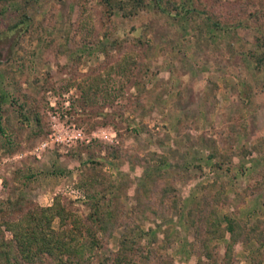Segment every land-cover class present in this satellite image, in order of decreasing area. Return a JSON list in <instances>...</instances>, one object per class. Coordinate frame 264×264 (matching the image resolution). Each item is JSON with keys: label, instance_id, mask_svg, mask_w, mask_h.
<instances>
[{"label": "rangeland", "instance_id": "obj_1", "mask_svg": "<svg viewBox=\"0 0 264 264\" xmlns=\"http://www.w3.org/2000/svg\"><path fill=\"white\" fill-rule=\"evenodd\" d=\"M257 57L264 0H0V264H264Z\"/></svg>", "mask_w": 264, "mask_h": 264}, {"label": "trees", "instance_id": "obj_2", "mask_svg": "<svg viewBox=\"0 0 264 264\" xmlns=\"http://www.w3.org/2000/svg\"><path fill=\"white\" fill-rule=\"evenodd\" d=\"M213 25L216 26V27H218L219 24H218V22H213ZM256 63H258V64H259V63H264V57H257V58H256ZM95 220H97V217L95 218ZM99 220H101V219L99 218ZM97 221H98V220H97ZM229 223H231V222H229ZM231 226H232V223H231L230 226H229V228H230V232H232V230H231V229H232ZM55 246L57 247V249H62V250H63V249H66V250H68V248H67V247L65 248V246H64L63 244H58V245H55ZM50 248H51V246H48V247H47V250L50 249ZM49 251H50V250H49ZM69 252H71V251H69Z\"/></svg>", "mask_w": 264, "mask_h": 264}]
</instances>
